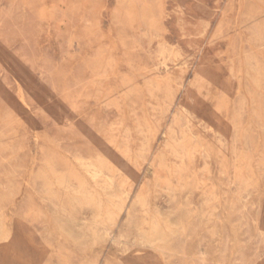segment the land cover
I'll list each match as a JSON object with an SVG mask.
<instances>
[{"label":"rangeland","instance_id":"obj_1","mask_svg":"<svg viewBox=\"0 0 264 264\" xmlns=\"http://www.w3.org/2000/svg\"><path fill=\"white\" fill-rule=\"evenodd\" d=\"M123 1L0 0V264H264V0ZM57 148L66 165L51 164ZM113 151L121 166L134 153L141 172L130 186L117 172L132 192L105 234L112 209L88 196L94 180L72 157L98 166ZM53 171L88 188L68 196Z\"/></svg>","mask_w":264,"mask_h":264},{"label":"bare ground","instance_id":"obj_2","mask_svg":"<svg viewBox=\"0 0 264 264\" xmlns=\"http://www.w3.org/2000/svg\"><path fill=\"white\" fill-rule=\"evenodd\" d=\"M123 1V0H122ZM151 1V0H150ZM155 1V0H154ZM255 1V0H254ZM124 2V1H123ZM123 2H121V3H123ZM127 2H128V0H127ZM133 3H131V4H134V1H132ZM152 2V1H151ZM264 2V1H263ZM24 3H25V0H24ZM140 3H142V7L144 6L145 7V4H146V0L144 1V0H142V2H140ZM148 3H150V2H148ZM164 3V2H163ZM162 3V4H163ZM242 3H243V1H242ZM255 3V2H254ZM258 3V2H257ZM260 3H262V2H260ZM151 4V3H150ZM149 4V5H150ZM153 4H155V2H153ZM158 4V3H157ZM263 4V3H262ZM130 5V4H129ZM129 5H125V6H127V9H128V7H129ZM141 5V4H140ZM147 5V7H148V4H146ZM244 5V4H243ZM139 5H137V7H138ZM155 6V5H154ZM158 6H159V4H158ZM163 6V5H162ZM255 6V5H254ZM257 6V5H256ZM261 6V5H260ZM264 6V5H263ZM121 8L123 7V6H120ZM141 7V8H142ZM160 7V6H159ZM262 7V6H261ZM125 7H123L122 9H124ZM135 8V7H134ZM256 8V7H255ZM46 9V8H45ZM133 9V8H132ZM132 9L130 10V12H132L133 13V11H132ZM139 8H137V11L139 12V10H138ZM257 9V8H256ZM262 9H264V8H262ZM125 11H126V9H124ZM129 10L127 11V12H129ZM147 10V9H146ZM150 10H151V8H150ZM141 11V14H143L142 13V10H140ZM162 11V10H161ZM164 11H165V9H164ZM239 11V10H238ZM240 11H242V9L240 10ZM146 12V11H145ZM152 12V11H151ZM154 12V11H153ZM156 12V11H155ZM161 13V12H160ZM238 13V12H237ZM131 16H132V14L131 13H129ZM152 15H153V13H151ZM164 14V13H163ZM163 14H161V15H163ZM239 14V13H238ZM238 14H237V16H238ZM240 14H241V12H240ZM46 15H47V17H48V15L49 14H47V12H46ZM101 15V14H100ZM136 15V14H135ZM137 15H139V14H137ZM160 15V14H159ZM158 15V16H159ZM147 16H148V14H147ZM155 16V15H154ZM142 17V16H141ZM149 17H150V15H149ZM152 18H154L155 20H156V18L155 17H153V16H151ZM222 17V19H223V16H221ZM147 18V17H146ZM139 19L141 20V18H140V16H139ZM150 20H151V18H149ZM236 19V18H235ZM136 20H138L137 18H136ZM154 20V21H155ZM131 21V20H130ZM134 21H135V19H134ZM142 21V20H141ZM220 21V20H219ZM132 22V21H131ZM137 22V21H136ZM140 22V21H139ZM143 22V21H142ZM160 22H162V19H161V21ZM240 22V21H239ZM252 22V21H251ZM153 23V22H152ZM157 23V22H156ZM136 24H139V23H136ZM145 24V23H144ZM246 24V23H245ZM147 25V24H146ZM161 25V24H160ZM132 26V25H131ZM139 25H137V27L136 28H139L138 27ZM160 27H162V25L160 26ZM236 27V26H235ZM237 27H239V26H237ZM240 28V27H239ZM162 30V29H161ZM139 31V30H138ZM167 31V30H166ZM234 31V30H233ZM141 33H143V32H141ZM240 33V32H239ZM241 34V33H240ZM144 35H146L145 33H144ZM88 38V37H87ZM162 38V37H161ZM206 38V37H205ZM111 39V38H110ZM163 39V38H162ZM230 39V38H229ZM69 42H71V41H69ZM206 42V41H205ZM231 43V42H230ZM229 43V45L231 46V44ZM78 44V43H77ZM113 44V43H112ZM115 44H116V42H115ZM208 44V43H207ZM210 44V43H209ZM69 45H70V43H69ZM68 45V46H69ZM71 46V45H70ZM228 46V45H227ZM252 46V45H251ZM117 47V46H116ZM242 47V46H241ZM113 48H114V46H113ZM243 48V47H242ZM99 49V48H98ZM111 49V48H110ZM116 49V48H115ZM227 49H228V47H227ZM100 50H102V48L100 47V49H99V52H100ZM243 50V49H242ZM102 52H104V51H102ZM101 52V53H102ZM243 52V51H242ZM242 52H240V54L242 53ZM258 52V49H257V51H256V53ZM173 53V52H172ZM171 53V54H172ZM100 54V53H99ZM178 54V53H177ZM243 54V53H242ZM258 54H261V53H258ZM102 55H103V53H102ZM229 55V54H228ZM176 56H178V55H176ZM180 56H181V54H180ZM241 56V55H240ZM262 56V55H261ZM170 58V57H169ZM168 58V59H169ZM174 58V57H173ZM175 58H177V57H175ZM228 58V57H227ZM167 59V58H166ZM199 59V58H198ZM243 59V58H242ZM242 59H241V61H242ZM83 60V59H82ZM177 60V59H176ZM175 60V61H176ZM167 61V60H166ZM165 61V62H166ZM227 61V60H226ZM247 62H248V60H246ZM255 61V60H254ZM117 63V62H116ZM167 63V62H166ZM243 63V62H242ZM242 63H240V64H242ZM120 64V63H119ZM162 64H164L163 62H159L158 63V66L157 67H159V66H162ZM250 64V63H249ZM58 65V64H57ZM117 65V64H116ZM165 65H167V64H165ZM176 65V64H175ZM184 65H186V63L184 64ZM210 65V64H209ZM254 66H256V64L254 65ZM117 67V66H116ZM179 67V66H178ZM178 67H176L175 66V68H178ZM181 67V66H180ZM183 67V66H182ZM242 67H244V66H242ZM166 68H167V66H166ZM165 68V69H166ZM174 68V69H175ZM187 68V66H185V69ZM226 68V67H225ZM240 68H241V66H240ZM117 69H118V67H117ZM187 70V69H186ZM194 70V69H193ZM241 70V69H240ZM240 70H239V72H240ZM243 70H244V68H243ZM142 71V70H141ZM223 71V70H222ZM114 72H115V70H114ZM117 72V71H116ZM115 72V73H116ZM119 72V71H118ZM135 72V71H134ZM133 72V73H134ZM244 72V71H243ZM243 72H242V74H243ZM114 73V74H115ZM142 73H144V72H142ZM187 73V72H186ZM223 73V72H222ZM221 73V74H222ZM113 74V75H114ZM245 74V73H244ZM116 75H118V74H116ZM116 75H114V77L116 76ZM148 74L146 73V75L145 76H147ZM230 75V74H229ZM237 75H238V73H237ZM260 75V74H259ZM137 76V75H136ZM144 76V75H143ZM167 76V75H166ZM166 76L165 77H163V76H161V78L163 77V79L165 78V79H167L166 78ZM228 76V75H227ZM246 76V75H245ZM142 77V76H141ZM150 77V76H149ZM153 77V76H152ZM152 77H151V79H152ZM154 77H156V76H154ZM221 77V76H220ZM242 77H243V75H242ZM257 77H258V75H257ZM261 77H263V76H261ZM140 78V77H139ZM218 78V77H217ZM228 78V77H227ZM247 78V77H246ZM116 79H117V77H116ZM156 79H159V78H156ZM231 79H232V77H231ZM238 79V78H237ZM248 79V78H247ZM160 80V79H159ZM238 80H240V79H238ZM238 80H237V82H238ZM244 80V79H243ZM249 80H251V78L249 79ZM40 81V80H39ZM158 81V80H157ZM174 82L176 81V80H173ZM229 81H231L230 79H229ZM17 82V81H16ZM221 81H217V83H220ZM253 82V81H252ZM251 82V83H252ZM18 83H19V81H18ZM126 83V82H125ZM148 83V82H147ZM182 83V82H181ZM217 83H216V85H217ZM238 83H240V82H238ZM243 83H244V81L242 82V85H243ZM250 83V82H249ZM250 83V84H251ZM260 83V82H259ZM127 84H129V82H127ZM126 84V85H127ZM175 84V83H174ZM20 85V84H19ZM130 85V84H129ZM150 85H151V83H150ZM149 84H148V86H150ZM176 85V84H175ZM189 85H191V84H189ZM252 87L254 86V87H256L255 85H251ZM21 87V86H20ZM20 87H18L19 89H21ZM133 87H134V85L131 87L132 89H133ZM182 87V86H181ZM190 87V86H189ZM192 87V86H191ZM239 87H240V85H239ZM17 88V89H18ZM188 88V87H187ZM186 88V89H187ZM257 88V87H256ZM117 89V88H116ZM147 89V88H146ZM176 89V88H175ZM178 89V88H177ZM180 89V88H179ZM185 89V90H186ZM220 89V88H219ZM241 89V88H240ZM245 88L243 87V90H244ZM22 90V89H21ZM145 90V89H144ZM173 90V89H172ZM221 90V89H220ZM255 90V89H254ZM117 91V90H116ZM115 91V92H116ZM133 91V90H132ZM175 91V90H174ZM179 91V90H178ZM190 91H191V88H190ZM240 91V90H239ZM256 91H259V89H257ZM19 92V91H18ZM21 92V91H20ZM36 92H37V90H36ZM106 92V91H105ZM112 92V91H111ZM118 92V91H117ZM186 92V91H185ZM185 92H184V94H185ZM216 92V91H215ZM238 92V91H237ZM245 92V91H244ZM22 93V92H21ZM38 93V92H37ZM132 93V92H131ZM171 93V92H170ZM178 93V92H177ZM187 93V92H186ZM19 94V93H18ZM18 94H17V96H18ZM106 95H107V93H105ZM105 94L103 95V96H105ZM216 94V93H215ZM236 94V93H235ZM261 94H263L264 95V93H262L261 92ZM68 95V94H67ZM183 95V94H182ZM23 96V95H22ZM19 97L20 99H21V102H22V104H23V107H24V109L25 110H28L27 109V107H26V102H25V100H24V98L23 97ZM245 96H248V95H246V92H245ZM262 96V95H261ZM94 97V96H93ZM108 97V96H107ZM115 97V96H114ZM123 97V96H122ZM50 98V97H49ZM97 98V97H96ZM116 98V97H115ZM121 98V97H120ZM119 98V99H120ZM185 98V97H184ZM183 98V99H184ZM187 98V97H186ZM102 98H100V100H101ZM114 99V98H113ZM122 99V98H121ZM145 99V98H144ZM191 99V98H190ZM215 99V97L213 98V100ZM247 99H249V98H247ZM262 98H260V100H261ZM111 100V99H110ZM110 100H108V101H110ZM125 100V99H124ZM250 101H251V99H249ZM97 101V100H96ZM116 101H117V99H116ZM120 101V100H119ZM192 101H193V99H192ZM212 101V100H211ZM125 102V101H124ZM123 102V103H124ZM173 102H174V100H173ZM182 102H183V100H182ZM264 102V101H263ZM249 103V102H248ZM125 104V103H124ZM143 104H146V102L145 103H143ZM164 104V103H163ZM202 104H203V102H202ZM256 103H254L253 104V106L255 105ZM104 105V104H103ZM106 105V104H105ZM173 105H174V103H173ZM185 105H186V103H185ZM184 105V106H185ZM252 105V104H251ZM248 107H250V105H247ZM260 106V105H259ZM20 108V107H19ZM96 108V107H95ZM125 108V107H124ZM145 108V107H144ZM169 107H167V109H168ZM178 108V107H177ZM202 108V107H201ZM111 109V108H110ZM183 109V108H182ZM185 109V108H184ZM207 109V108H206ZM248 109H250V108H248ZM124 110H127V109H123V111ZM186 110V109H185ZM176 111V110H175ZM179 111V110H178ZM177 111V112H178ZM184 111V110H183ZM22 112V111H21ZM24 112V111H23ZM217 112V111H216ZM263 112V111H262ZM124 113V112H123ZM184 113V112H183ZM188 113V112H187ZM260 113V112H259ZM30 114H32V113H28V115L30 116ZM178 114V113H177ZM191 114L193 115V113L191 112ZM215 114V113H214ZM249 114V113H248ZM123 115V114H122ZM125 115H126V112H125ZM32 116V115H31ZM187 116V115H186ZM190 116V115H189ZM213 116V115H212ZM215 116V115H214ZM209 117H211V115H209ZM147 118V117H146ZM186 118H188V117H186ZM190 118V117H189ZM212 118V117H211ZM258 118V117H257ZM263 118V117H262ZM149 119V118H148ZM195 119V118H194ZM204 119V118H203ZM202 119V120H203ZM254 119V118H253ZM259 119V118H258ZM9 120V119H8ZM11 120V119H10ZM188 121H189V119H187ZM191 120V119H190ZM125 121H126V119H125ZM215 121V120H214ZM250 121H251V118H250ZM22 123H23V120L21 121ZM20 122V123H21ZM150 123V125H152L151 124V121L149 122ZM248 123V122H247ZM246 123V124H247ZM30 124L32 125V127H33V129H35L34 127L36 126V123H35V120L32 118L31 119V121H30ZM67 124V123H66ZM211 124V123H210ZM182 125V124H181ZM214 125V124H213ZM216 125V124H215ZM123 126H125V124L123 125ZM189 126H191V125H189ZM189 126H188V128H189ZM212 126V125H211ZM255 126V125H254ZM195 127V126H194ZM197 127V126H196ZM244 127V126H243ZM256 127V126H255ZM257 127H259V126H257ZM124 128V127H123ZM152 128V127H151ZM212 128H213V126H212ZM245 128V127H244ZM122 129V128H121ZM191 129V128H190ZM194 129V128H193ZM214 129V128H213ZM218 129V128H217ZM230 129V128H229ZM60 130L61 129H59V132H60ZM153 130V129H152ZM170 130H172V129H170ZM226 130V129H225ZM35 131V130H34ZM123 131V129L121 130V132ZM135 131V130H134ZM188 131V130H187ZM190 131H192V129L190 130ZM243 131V130H242ZM262 131H263V129H262ZM17 132H18V130H17ZM36 132V131H35ZM34 132V133H35ZM68 132V131H67ZM154 132V131H153ZM189 132V131H188ZM12 133V132H11ZM62 133V132H61ZM184 133H186V132H184ZM190 133V132H189ZM242 133V132H241ZM261 133V132H260ZM164 134V133H163ZM162 134V135H163ZM175 134V133H174ZM187 134V133H186ZM185 134V136H187ZM36 135V134H35ZM119 135H121V134H119ZM135 135H137V134H135ZM190 135H191V133H190ZM217 135V134H216ZM192 136V135H191ZM260 136V135H259ZM36 137V136H35ZM183 139H184V137H183V134H182V136H181ZM188 137V136H187ZM187 137H185V138H187ZM242 137V136H241ZM176 138V137H175ZM181 138V139H182ZM191 138V137H190ZM260 138V137H259ZM262 138V137H261ZM260 138V139H261ZM180 139V140H181ZM259 139V140H260ZM263 139V138H262ZM14 140V139H13ZM37 140V139H36ZM175 140V139H174ZM184 140H187V139H184ZM162 141V140H161ZM12 142V141H11ZM241 142H243L242 140H241ZM211 143V142H210ZM259 143H261L260 141H259ZM258 143V144H259ZM35 144H36V142H35ZM204 144V143H203ZM203 144H202V147H203ZM212 144V143H211ZM242 144V143H241ZM233 145V144H232ZM8 146V145H7ZM34 146H36V145H34ZM53 146V145H52ZM52 146H51V148H52ZM160 146V145H159ZM214 146V145H213ZM249 146V145H248ZM264 146V145H263ZM201 147V148H202ZM259 147H260V145H259ZM258 147V148H259ZM3 148V147H2ZM4 148H6V146L4 147ZM115 148V147H114ZM170 148V147H169ZM245 148H246V146H245ZM257 148V147H256ZM258 148L255 150V151H257L258 150ZM53 149V148H52ZM55 149V148H54ZM58 149V151H59V158L60 159H58V157H56V159H53L52 160V162H51V164H56V165H58L59 163H61L62 165L64 164V165H66L67 164V161H68V158H64L63 157V154L65 155L66 154V152L64 151V150H62L61 148H57ZM119 149V148H118ZM117 149V150H118ZM133 149H135V148H133ZM133 149H132V151L131 152H133ZM166 149H168V148H166ZM174 149V148H173ZM2 150V149H1ZM56 150V149H55ZM115 150V149H114ZM121 150V149H120ZM122 150H123V148H122ZM57 151V150H56ZM181 150H179L178 152H180ZM200 151H203V150H200ZM210 151H212V150H210ZM113 152H116V151H113ZM118 152V151H117ZM117 152H116V154H115V156H114V154H111V155H109L107 158H108V160L106 161V162H100V163H98V166H95L94 164H93V161L92 162H90V163H86L85 161H84V159H82L81 160V158H79V157H77V156H73L72 158H74L73 160H75V162L77 161L78 163H79V165H81L82 164V169L83 168H85V170L86 171H84V170H82L81 169V171H84L85 173L87 172L88 174H89V176L88 177H91V179L92 180H94V183H95V185H96V188H95V186H94V188L95 189H93V190H90V191H88L89 193H88V196H91V197H93L94 198V200L96 201V202H98L99 203V206H100V201H102V199L104 198V199H106V201H108V205H110V207H111V209H112V212H113V218H114V221L112 220V222H110L109 224H104V222H97V226H96V228H98V229H101V230H103L104 231V233L105 234H110V231L112 230V228L114 227V225H115V223H116V221H117V219L119 218V216H120V213H121V211H122V209L124 208V206H125V204L127 203V201H128V199H129V197H130V194H131V192H132V189L131 190H122L121 191V187L118 185L119 183L117 182V172L118 171H120V169L121 170H124L126 173L128 172V173H131L132 174V176L130 177V183H128V185L130 186L131 185V182H134L135 181V178H137L138 177V175H139V172H141V170H140V167H138V168H136L135 166H134V168H132V169H130L129 170V163H130V161H133V159L134 158H136V156L134 157V153L133 154H126L125 155V162H124V166L122 165L121 166V161H119V159H118V157L116 156L117 155ZM120 152V151H119ZM139 152V151H138ZM137 152V153H138ZM160 151H158L157 152V154L159 153ZM18 153V152H17ZM111 153H112V150H111ZM122 153V152H121ZM136 153V152H135ZM140 153H141V151H140ZM139 153V154H140ZM142 153H143V151H142ZM141 153V154H142ZM204 153H207V151L206 152H204ZM210 152H208V154H209ZM242 153H243V151H242ZM257 152H255L254 154H256ZM14 154V153H13ZM35 154V153H34ZM68 154V153H67ZM144 154V153H143ZM118 155H119V153H118ZM236 155V154H235ZM248 155V154H247ZM14 155H12V157H13ZM15 156H16V154H15ZM34 156V155H33ZM32 156V157H33ZM147 156V155H146ZM157 156V155H156ZM201 156V155H200ZM244 157H246V155L244 154L243 155ZM35 157H36V155H35ZM34 157V158H35ZM115 157V158H114ZM141 157H142V155H141ZM158 157H159V155H158ZM157 157V158H158ZM180 157V156H179ZM248 157V156H247ZM246 157V158H247ZM11 158V157H10ZM156 158V159H157ZM32 159V158H31ZM104 159V158H103ZM137 159V158H136ZM159 159V158H158ZM201 159V158H200ZM219 159V158H218ZM243 159V158H242ZM7 160H10V159H7ZM36 160V159H35ZM135 160V159H134ZM220 160V159H219ZM30 161H32V160H30ZM87 162H88V160H86ZM90 161V160H89ZM136 162H138V160H135ZM160 161H161V159L159 160V163H160ZM221 161V160H220ZM242 161V160H241ZM246 161V163H244V164H247V160H245ZM34 162V161H33ZM32 162V163H33ZM73 162V161H72ZM97 162V161H96ZM252 162H255V161H252ZM86 163V164H85ZM135 163V162H134ZM141 163V162H140ZM162 163V162H161ZM239 163V162H238ZM242 163V162H241ZM249 163V162H248ZM35 164V163H34ZM33 164V165H34ZM97 164V163H96ZM136 165L138 164V163H135ZM143 164V163H142ZM158 164V163H157ZM240 164V163H239ZM32 165V166H33ZM139 166H140V164H138ZM159 165V164H158ZM170 165V164H169ZM175 165V164H174ZM241 165V164H240ZM243 165V164H242ZM242 165H241V167H240V169H238V170H240L241 171V169H242ZM84 166V167H83ZM133 166V165H132ZM131 166V167H132ZM160 166H161V164H160ZM163 167L165 166L164 164L162 165ZM210 166V165H209ZM217 166V165H216ZM239 166V165H238ZM80 167V166H79ZM148 167V166H147ZM158 167V166H157ZM156 167V168H157ZM172 167V166H171ZM178 167V166H177ZM182 167V166H181ZM244 167H245V165H244ZM33 168V167H32ZM32 168H28V169H26L27 171H26V178H25V180L24 181H29V177H30V175H31V172L33 173V171H32ZM136 168V169H135ZM174 168V166L172 167V169ZM207 168H208V166H207ZM237 168V167H236ZM239 168V167H238ZM45 169V168H44ZM148 169V168H147ZM147 169H146V171H147ZM153 169V168H152ZM160 169V168H159ZM161 169H163V168H161ZM171 169V168H170ZM172 169L170 170V171H172ZM177 169V168H176ZM149 170V169H148ZM163 170H165L166 171V169H165V167H164V169ZM237 170V169H236ZM243 170H245V169H243ZM46 171H47V169H46ZM150 171V170H149ZM148 171V172H149ZM158 171V170H157ZM162 171V170H161ZM168 171V170H167ZM166 171V172H167ZM178 171L180 172V169H179V167H178ZM48 172V171H47ZM152 172H154V170H152ZM244 172V171H243ZM255 172V171H254ZM83 173V172H82ZM85 173H84V175H85ZM155 173H157L156 172V169H155ZM163 173H165V172H163ZM172 172H170V174H171ZM174 173V172H173ZM236 173H238L239 174V172L237 171V172H235L234 174H236ZM45 174V173H44ZM50 174V173H49ZM87 174V175H88ZM169 174V173H168ZM167 174V175H168ZM238 174H236L235 176H237ZM246 174V173H245ZM260 174V173H259ZM73 175H77V174H73ZM155 175V174H154ZM173 174H171V176H172ZM174 175H175V173H174ZM242 175V174H241ZM74 176V177H75ZM78 176V175H77ZM76 176V179H77V181L79 182L78 184H76L75 182H76V180H75V182L72 180L73 179V177L70 175V174H68V175H66V172L65 173H62V172H56V171H53L52 172V174L50 175V177L52 178V180H55L54 182L56 183V185L54 184V186L55 187H59L58 188V191H59V189H60V187H61V189H62V187L65 189L64 191H66V192H69V193H67L68 194V196L71 194L72 196H73V194L74 193H77V195H78V193L80 194V193H82V191L85 189V185L88 183L86 180H85V177H87V176H84V178H82V176H80V177H77ZM156 177L158 176V175H155ZM170 176V177H171ZM242 176H244V175H242ZM258 176V175H257ZM14 177V176H13ZM144 177V176H143ZM156 177L154 178V179H156ZM200 177V176H199ZM198 177V178H199ZM171 178H173V176L171 177ZM239 178V177H238ZM157 179H160V177L158 178L157 177ZM162 179V178H161ZM160 179V180H161ZM176 179V178H175ZM200 179V178H199ZM202 179V178H201ZM215 179V178H214ZM261 179V178H260ZM50 180V179H49ZM162 180H165L164 178L162 179ZM167 180V179H166ZM173 180V179H172ZM239 180V179H238ZM51 181V180H50ZM89 181V180H88ZM25 182V183H26ZM129 182V181H128ZM160 183L159 184H161V181H159ZM24 183V184H25ZM29 183V182H28ZM162 183H164V182H162ZM52 184V183H51ZM143 184H145L144 182H143ZM142 184V185H143ZM230 184V183H229ZM234 184V183H233ZM232 184V182H231V185H233ZM48 185H50V184H48ZM89 185V184H88ZM94 185V184H93ZM92 185V186H93ZM231 185H229V186H231ZM25 186V185H24ZM26 186H27V184H26ZM29 186V185H28ZM87 186V185H86ZM143 186H145L146 187V185H143ZM142 186V187H143ZM30 187V186H29ZM47 187H49V186H47ZM144 187V188H145ZM23 188V187H22ZM87 188H88V186H87ZM92 188V187H91ZM141 188V187H140ZM33 189V188H32ZM51 189V188H50ZM49 189V190H50ZM153 189V188H152ZM157 189H159V188H157ZM161 189V188H160ZM29 190V189H28ZM145 190V189H144ZM170 190V189H169ZM168 190V191H169ZM12 191V190H11ZM34 191V190H33ZM85 191V190H84ZM153 191V190H152ZM174 191V190H173ZM146 192V191H145ZM144 192V193H145ZM21 193H23V192H21ZM154 193V192H153ZM168 193V192H167ZM35 194H36V192H35ZM34 194V195H35ZM87 194V193H86ZM171 194V193H170ZM170 194H168V195H170ZM58 195V194H57ZM144 195L145 194H143V189H141L138 193H137V195L135 196L136 197V199L137 200H140V199H144ZM148 195V194H147ZM153 195V194H152ZM21 195H19V196H16L15 197V200H17L19 197H20ZM80 196V195H79ZM78 196V197H79ZM82 196V195H81ZM239 196V195H238ZM83 197V196H82ZM134 197V198H135ZM68 198H70V197H68ZM84 198V197H83ZM148 198V197H147ZM143 199H142V202H143ZM19 200V199H18ZM58 200H59V198H58ZM82 200V199H81ZM145 201H146V199H145ZM144 201V203L146 204L147 202H145ZM16 202V201H15ZM94 202V201H93ZM104 203V202H103ZM132 203V202H131ZM94 204H95V206H96V203L94 202ZM104 204H107L106 202L104 203ZM144 204V205H145ZM143 205V204H142ZM221 206V205H220ZM8 207H10V206H8ZM105 207V206H104ZM109 207V206H108ZM107 207V208H108ZM106 208V207H105ZM223 208V207H222ZM8 211V210H7ZM9 212H11V211H9ZM105 212V211H104ZM109 212H111V211H109ZM148 211H146V213H147ZM48 213V212H47ZM47 213H46V215H47ZM223 213H224V211H223ZM106 214H107V212H106ZM110 214V213H109ZM51 215V214H50ZM152 215V214H151ZM150 215V216H151ZM155 215H156V213H155ZM49 216V215H48ZM106 216V215H105ZM147 216V215H146ZM157 216H158V214H157ZM3 217L4 218H2V219H5V220H7L6 218H5V215H3ZM7 217V216H6ZM100 217V216H99ZM103 217V216H102ZM102 217H100L101 219H102ZM159 217V216H158ZM10 218H11V216H10ZM50 218H52V217H50ZM148 218H149V215H148ZM151 218V217H150ZM149 218V219H150ZM155 219H156V216L154 217ZM126 219H129V218H126ZM145 219V218H144ZM144 219H143V222H144ZM154 219V220H155ZM160 220H161V218H159ZM11 221H12V219H10ZM102 220H104V219H102ZM101 220V221H102ZM166 220V219H165ZM8 221V220H7ZM162 221H164V220H162ZM6 222V221H5ZM157 222H158V218H157V221L155 222L156 224H157ZM148 225L151 223V220L150 221H147L146 222ZM154 222H152V224H153ZM159 223V222H158ZM1 224V223H0ZM145 224V223H144ZM144 224H143V226H144ZM152 224H150V225H152ZM168 224V223H167ZM50 225V224H49ZM147 225V226H148ZM223 225V224H222ZM52 225H50V227H51ZM146 226V225H145ZM162 226H163V224H162ZM53 227V226H52ZM158 227H159V225H158ZM231 227V226H230ZM5 228V227H4ZM143 228V227H142ZM151 228V227H150ZM163 228H165V230H166V227H163ZM170 228V227H169ZM168 228V231L170 230ZM131 229V228H130ZM186 229V228H185ZM50 230H51V228H50ZM158 231H160L158 228H157V226L156 227H154V224H153V227L150 229V233L152 234V233H154V234H157L158 233ZM168 231H166L165 233L166 234H170ZM3 232V231H2ZM17 232V231H16ZM96 232V231H95ZM162 232H164V230H162ZM15 233V232H14ZM60 233V232H59ZM127 233V232H126ZM149 233V234H150ZM12 234V233H11ZM18 234H23V233H21V232H18ZM58 234V233H57ZM96 234V233H95ZM160 234V233H159ZM176 234V233H175ZM178 234V233H177ZM4 235H6V234H4ZM7 235H8V233H7ZM64 235V234H63ZM100 235V234H99ZM20 236V235H19ZM23 236V235H22ZM68 236V235H67ZM25 237V236H24ZM99 237V236H98ZM3 238H4V236H3ZM2 238V239H3ZM10 238V237H9ZM22 239H23V237H21ZM66 238V237H65ZM68 238V237H67ZM4 240V239H3ZM5 240H7V239H5ZM8 240H11V238L10 239H8ZM13 240V239H12ZM112 240V239H111ZM16 241H17V239H16ZM25 241V240H24ZM9 242L10 241H8V244H9ZM79 242V241H78ZM2 243V242H1ZM11 243V242H10ZM13 243V242H12ZM11 243V245H7V246H9L7 249H5V251L3 252V253H5V254H3V255H5V261H7V262H9V261H11L12 260V258H17V256H16V253H17V248H18V246H17V248L13 245ZM16 243V242H15ZM28 243L30 244L31 243V241H29V242H27V247L28 246H30V245H28ZM68 243V242H67ZM17 244V243H16ZM163 244V243H162ZM161 244V245H162ZM37 248V247H36ZM44 248H42V250H43ZM161 253V252H160ZM18 254V253H17ZM33 254V253H32ZM31 254V255H32ZM139 254V253H138ZM34 255V254H33ZM3 257V256H2ZM34 257V256H33ZM32 257V258H33ZM161 257H163V256H161ZM1 258V257H0ZM17 260V259H16ZM162 261H164V260H162ZM12 263V262H11ZM164 263V262H163ZM3 264H5V263H3ZM164 264H166V263H164Z\"/></svg>","mask_w":264,"mask_h":264}]
</instances>
